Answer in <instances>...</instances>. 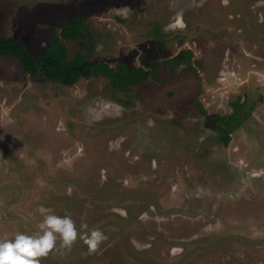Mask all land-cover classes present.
<instances>
[{"label": "rangeland", "instance_id": "1", "mask_svg": "<svg viewBox=\"0 0 264 264\" xmlns=\"http://www.w3.org/2000/svg\"><path fill=\"white\" fill-rule=\"evenodd\" d=\"M75 14L68 57L156 73L66 85L0 55V239L70 215L107 240L58 237L41 264H264V0H0V35L38 57ZM237 102L223 144L212 115Z\"/></svg>", "mask_w": 264, "mask_h": 264}, {"label": "trees", "instance_id": "2", "mask_svg": "<svg viewBox=\"0 0 264 264\" xmlns=\"http://www.w3.org/2000/svg\"><path fill=\"white\" fill-rule=\"evenodd\" d=\"M87 35L84 17L75 14L68 19L60 20L57 27H50L48 42L40 56L35 57L24 42L12 35H0V55H11L17 58L24 71L32 77L41 74L66 85L73 84L82 76H105L114 88L125 91L129 86L146 79L148 75H155L158 60L145 66H128L123 62L111 65L103 60L89 61L81 50L77 51L73 57H68L63 41L74 39L81 49H85L87 47L83 39ZM183 60L185 58L181 54L178 57L166 58L164 62L176 66ZM240 104L237 102L228 114L212 115L215 119L214 127L218 132V138L223 144L229 142L231 132L238 122L237 107Z\"/></svg>", "mask_w": 264, "mask_h": 264}, {"label": "clouds", "instance_id": "3", "mask_svg": "<svg viewBox=\"0 0 264 264\" xmlns=\"http://www.w3.org/2000/svg\"><path fill=\"white\" fill-rule=\"evenodd\" d=\"M87 228L86 224L81 225V229ZM39 229L42 232L40 235L17 233L14 239H0V264H41V258L56 248L58 237L60 248H70L81 239L90 253L97 251L107 240L99 228H93L90 232L78 230L70 215H44Z\"/></svg>", "mask_w": 264, "mask_h": 264}, {"label": "flooded vegetation", "instance_id": "4", "mask_svg": "<svg viewBox=\"0 0 264 264\" xmlns=\"http://www.w3.org/2000/svg\"><path fill=\"white\" fill-rule=\"evenodd\" d=\"M214 124V123H213ZM215 129V128H214ZM216 130V129H215ZM176 248H178L180 251L182 250L181 246H176Z\"/></svg>", "mask_w": 264, "mask_h": 264}]
</instances>
